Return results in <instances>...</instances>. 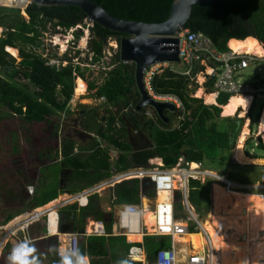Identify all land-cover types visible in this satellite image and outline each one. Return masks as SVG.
Masks as SVG:
<instances>
[{"label": "trees", "instance_id": "16d2710c", "mask_svg": "<svg viewBox=\"0 0 264 264\" xmlns=\"http://www.w3.org/2000/svg\"><path fill=\"white\" fill-rule=\"evenodd\" d=\"M94 1L118 18L144 22L165 21L173 2V0ZM20 11L18 7L0 6V25L7 29L4 36L0 37V120L5 115H15L30 125L34 122L50 121L53 115L69 111L76 77L85 78V73L93 70L91 66L82 64L107 66L105 64L108 62L105 60L109 39L115 37L120 43L126 35L94 23L90 27L86 58L76 63L74 58L65 53L60 60L55 52L50 54L44 46L42 37L48 30V20L57 18L54 27L60 25L64 28L62 30L67 31L85 23L86 13L76 6H42L35 3L29 4L26 8L29 19L24 18ZM185 29L204 33L222 52L230 50L228 43L231 39L244 40L254 37L264 47V0H217L194 6ZM56 32L58 30L54 28L52 33ZM81 34L76 35L80 38ZM7 46H20L23 59L16 63V58L6 51ZM47 51L49 53L45 56L44 52ZM78 54L79 50L76 56ZM49 57L59 59L60 63H49ZM63 59L67 62L66 65H63ZM111 60L112 69L106 70L102 67L100 71V76H104L100 83L96 80L89 82V88L95 89L93 95L104 98L103 108L108 114L107 118L103 119L96 110L87 112L91 115L89 120L95 119L89 125L95 135L93 142L78 145L76 141L66 139L60 143V147L45 145L46 149L39 150L38 160L48 159L40 166L39 184H34L33 194H29L26 189L17 196L11 191L7 195L4 194L6 197L13 196L27 206L22 210L9 211L0 225H5L26 210L48 204L62 193L75 194L108 178L114 171H124L133 166H148L150 159L155 157L161 158L166 168L174 167L179 158L183 157L186 161L200 162L205 167L225 173L233 180L264 183V165H241L232 159L244 118L221 115L222 106L229 102L231 95L220 93L216 103L212 104L205 103L203 97L193 96L200 87L197 82L199 69L196 68L187 74V66L181 62L185 69H175L174 64L161 65L152 75L150 86L155 94L175 96L181 101L183 111L178 112L183 114V119L180 118L175 127H172V120L165 123L156 113V118L153 119L147 114V109L142 111L135 109L136 103L140 100L135 81V65L121 61L119 50L113 53ZM200 69L205 70V67L201 65ZM215 81L216 76L213 75L204 83L207 94L215 92ZM254 107L251 106L249 116H252ZM126 119L148 134L150 141L144 142L137 150L129 139ZM57 131L58 128L56 133ZM12 136L13 152L18 153L20 149L18 134L14 133ZM31 137L28 135V140ZM249 140L252 142L251 136ZM103 141L108 146L104 147ZM45 142L46 139L43 146ZM111 147L117 150L115 159L110 153ZM255 147L256 150L264 152V142L261 139ZM253 156L264 155L255 153ZM60 157L62 159H59ZM63 163L65 169L71 171L64 175L66 176L64 180L61 174L64 169ZM48 175L53 179L52 184L47 183L50 179ZM211 184L210 180L202 182L200 179H189L188 199L199 218L203 211H208L211 206ZM142 194L154 197L156 193L152 184L141 183L138 179L128 180L110 189V200L112 205H138ZM212 197L213 209L210 219L226 220L224 212L229 210L233 213L234 209L233 206L227 205L226 188L214 183ZM101 198L100 194L95 193L89 197L86 206H79L75 202L61 206L58 210L60 232L83 233L79 236V250L78 255L74 257L75 262L78 263L80 256H89L91 264H142L141 261L128 257L132 244L127 241L126 236L112 234L114 212L102 208ZM175 204L177 216L186 218L180 191H177ZM89 217L103 220L107 235L84 234ZM229 222L234 226L238 224L233 220ZM37 223L39 233L47 234L46 218ZM245 227L253 235H260L264 232V220ZM52 231H55L54 222ZM190 231L197 232L193 222ZM19 236L24 240L22 233ZM164 239L166 237L149 235L144 238L142 244L137 243L144 246L149 264L154 263L158 249L170 246L169 240L166 243ZM44 240L57 252L59 244L57 235L48 236ZM7 247L12 249V243L9 242ZM142 254L138 259L143 258Z\"/></svg>", "mask_w": 264, "mask_h": 264}, {"label": "built area", "instance_id": "2783aa9c", "mask_svg": "<svg viewBox=\"0 0 264 264\" xmlns=\"http://www.w3.org/2000/svg\"><path fill=\"white\" fill-rule=\"evenodd\" d=\"M180 37V56L181 62L187 66L186 73L190 74L194 69H199L198 74H204V83L209 76H216L215 96L220 93L230 94L233 96H247L251 98V105L256 102L258 97L264 99V77L255 79L254 81H244L243 75L245 69L251 66L253 62L262 58L256 53H241L234 51L230 46L229 51H219L211 42L210 38L202 32H192L189 29H183L178 33ZM203 65L206 69L201 70ZM160 65L152 66L146 73V84L150 86L152 75ZM203 83V84H204ZM102 100L104 98H101ZM170 100V99H168ZM173 103L178 109H181V101L177 97H173ZM243 108L242 105L238 107ZM250 108V107H249ZM248 108V109H249ZM238 111V110H237ZM248 111V110H247ZM150 114V113H149ZM258 134L261 135L260 124ZM264 141V140H263ZM154 158L150 159L148 166L129 167L124 171H114L108 178L103 179L83 190L68 194V198L59 199L50 206L43 205L33 209L26 210L21 215L16 216L7 224L0 226L3 232L0 236V246L2 243L8 242L12 237L23 234L24 239L32 241L30 236V228L38 221L46 218L48 234H55L59 238L69 234L66 247L58 251L59 256H77L79 250V236L83 233L72 232L64 233L58 229L59 213L61 206L70 203H78L79 206H86L89 197L92 194L101 192L107 188H112L116 184L123 181L138 179L141 183L149 182L155 190V193L165 192L167 194L163 201H156L151 212L153 213L154 223L151 227L146 223L144 213L147 208L136 204L118 205L114 211L113 234L125 235L127 238L130 234H141V238L149 235L166 237L170 240V247H162L157 250L153 264H215V250L206 230L201 226V221L193 212V206L188 199V182L189 179H200L202 182L212 181V184L220 183L229 190H238L243 193L254 191L264 198V183L235 182L228 176L218 174L217 172L205 168L200 162L186 161L185 158H179L178 163L171 168L163 166L162 159L160 163H155ZM155 161V162H154ZM196 163V167L192 164ZM175 182L178 184L175 186ZM29 194L34 193V185L27 186ZM177 191L181 192L182 203L189 214V219L177 216V207L175 204ZM143 196V195H142ZM49 204V203H48ZM112 204V203H111ZM116 204H114L115 206ZM47 206V207H46ZM149 209V208H148ZM193 221L196 229L205 236L207 250L203 252L187 253L186 256L179 255V250L175 246V242L187 232H190V222ZM56 222L57 232H51V226ZM84 234L87 235H107L105 222L103 220L94 219L85 227ZM129 239H127L128 241ZM60 241V240H59ZM132 245L129 249L128 257L133 260L134 257L145 252L144 246H139V241H128ZM190 244V243H189ZM191 246V245H190ZM181 249V248H180ZM181 254V253H180Z\"/></svg>", "mask_w": 264, "mask_h": 264}, {"label": "rangeland", "instance_id": "374dc122", "mask_svg": "<svg viewBox=\"0 0 264 264\" xmlns=\"http://www.w3.org/2000/svg\"><path fill=\"white\" fill-rule=\"evenodd\" d=\"M19 5L20 6L18 8L21 9V11H20L21 15L24 18L29 19V15L26 12L27 6L25 7V3L19 1ZM0 6L14 7L13 4H11V2H10V5H0ZM92 25L93 24L87 23V25L83 26L84 28L82 30L80 29L82 32V34H81L82 36L80 38H76V40H75L76 44H74V45H72L71 42L67 41L69 39H72V37H73L72 34L74 32H71V30H68L67 32H65L64 30H61L60 32L53 33V34H52V31L47 30V32L44 34V38H45L44 46L47 47L50 54L55 52V54H57V56L60 57V60L65 55V53H68L69 56H71V58H74V62L79 63L82 59H85L87 54H88L87 53L88 48H89L88 41H89V36H90V27L89 26H92ZM75 29H76V27L74 28V30ZM4 30H5V28L2 27V34L4 33ZM47 39H53V42L50 43V40H47ZM118 49H119L118 40L115 37L110 38L108 41L107 48H106L107 57H106L105 61L108 63L105 65H107V66H104L103 64H100V65L99 64L98 65L82 64V65H86V66H91L93 70L92 71L89 70L88 72H86L85 78H82L81 76L76 77L75 84H77V80L79 78H82L86 83V86H87L86 89L87 90L85 91L84 94L77 96L75 93V90H76V88H75L73 98L71 99V101L69 103V108H70L69 111L59 112V113L53 115L50 118L51 119L50 121L34 122V123H31L30 125L25 124L20 117L15 116V115H7V116L5 115L4 118L2 120H0V193H1L0 194V222L5 218V216L7 215V213L9 211L22 210V208L23 209L25 208L24 206H27L24 202H21L15 198H13V196L6 197V196H4V194L7 195L8 192L11 191L13 195L17 196L20 193H22L23 189H26L28 191V189H27L28 185L39 184V182L41 180V179L39 180V176L41 173L40 172V166L42 164H45L48 160V159L43 160V161L38 160L37 152L39 150L46 149L47 145H51L53 148L60 147V143L64 141L65 137H67L68 139L76 141V143L78 145L79 144L86 145L88 143L93 142L95 135L92 133L91 126H89V125H90L91 121H93L95 119L89 120L91 115H90V113H87V112H91L92 110H96L99 113V115L103 117V119H106L108 114L105 112L106 109L103 108V105H104L103 100L101 98H97L93 95L95 89L91 90L89 88V82L96 80L97 83H100V81L104 78V76H102V77L100 76L101 75L100 71H101L102 67H103V69H106V70L112 69L113 64H112L111 58H112L113 53L115 51H117ZM78 50H79V54L76 56ZM6 51H8L7 48H6ZM8 53H10L13 57L16 58V63L20 62L21 56L19 55L18 52L16 55L12 54L9 51H8ZM48 53L44 52V54H46V55H48ZM90 55H92V54L90 53ZM257 55H259V54H257ZM259 56L262 58L258 59L256 62H253L250 67L245 69L244 75L242 77L244 81H254L255 79L258 78V75L260 77H262V76L264 77V56H261V55H259ZM54 60H55L54 62L60 63V61H58L59 59H54ZM62 63H63V65L67 64V62L64 59H63ZM110 64H111V66H110ZM156 65H160L159 67H161V65L167 66L168 64H156ZM156 65H154V66H156ZM174 65H175V69H179V70L185 69V65L183 63H178V64H174ZM201 73L202 72H200V74L197 75V82L200 85V87L198 89L201 88L203 90L204 102L207 104H211V103L206 102V95H208V94H212V95L214 94L215 95V93L212 92V93L207 94L205 92L206 88H205V85L203 84L204 83V78H203L204 74H201ZM147 87H148L151 95L154 98H156L157 100L165 101L167 99H170V101H173L172 99H173V97H175V96H170V95L169 96H159L153 92V90L151 89V86H149L147 84ZM197 90L195 91L193 96H196ZM253 105L255 107H254L253 112L251 114L252 116H249V114H248L249 112L247 113L246 110H244V109H240L234 115H230L231 117L244 118L242 131H244L245 127H247L249 130L248 124H249V122L251 123L250 132H248V134H246V138L243 142V151H244L245 155L250 157L252 160L248 163H242V162L237 161L235 156H234V153L236 151L235 148L237 146H235V148H234L235 150H233V155H232L233 161L236 160L237 164H241V165H244V164L264 165V161H261V158H264V156H261V157H256V156L254 157L253 156V154H255V153H259L260 155H264V152L256 150V147H255V145L258 143L259 139H261V137L259 138L257 134H258V130H259V124L261 122V118H262V115L264 113V99H262L261 97H258L256 102L253 103ZM145 109H147V114L149 115V117H151L153 119L156 118L155 111L152 107H146ZM243 110H244V112H243ZM178 111H183V109L177 110V112H175V114L167 112L168 113L167 115H169L171 117V120H172L171 126L172 127H175V125L178 123L180 118L183 119V116H182L183 114H181ZM222 112H223V109H222ZM221 115L225 116V115H223V113H221ZM258 115H259V120H257ZM225 117H227V116H225ZM56 128H58V131H57L58 133H56ZM29 131H30V133H29ZM242 131H241V134L239 135V138L237 140L236 145L239 144L240 136L242 135ZM14 133L18 134V140H19V144H20V149H19L18 153L13 152V142H12L13 136L12 135H14ZM28 135L32 136L30 140H28V138H27ZM142 135H144L143 137H144L145 143L150 141L148 138V134L143 130H142ZM250 136L252 137V142L250 140L248 141ZM45 139H46V142L43 146ZM48 140H50V142ZM131 140L133 142V138ZM102 143H103L104 147L108 146L106 144V142L103 141ZM133 145H134V147L138 146V143L133 142ZM247 150H249V152H247ZM110 153L113 156V158L115 159L117 156V150L115 148L111 147ZM155 158H157V157H155ZM59 159H62V157H60ZM151 159H154V158H151ZM155 161H154L155 163H159L158 161H161V159H155ZM192 165H194V164H192ZM62 166L64 168L63 170H65L66 167L64 166V163ZM133 167H135V166H133ZM53 168L55 169V167H53ZM205 168H208V167H205ZM208 169L213 170V171L217 172L218 174H223L224 176H227V174L222 173L218 170L211 169V168H208ZM21 170H22V172H21ZM69 172L71 173V171H69ZM49 177H50V179L48 180L47 183L52 184L53 179L51 178V176H49ZM64 179H66V176H62V180H64ZM215 182L216 181H214V183ZM235 182L238 183L241 181L235 180ZM249 183H252V182H249ZM254 183H259V182H253V184ZM110 189L111 188H107V189L103 190L100 194L102 197L101 198L102 208L106 211H110V209L114 211V209L118 206V204H116L115 206L111 204ZM226 191H227V198H228V204L227 205L229 207L233 206L235 208V202H237V200L239 199V197L237 199H236V197L239 196L242 192L238 191V190H229L227 188H226ZM253 192L250 191L249 193L258 194L256 192L255 193H253ZM212 193H213V184H211V190H210L211 206L208 209V211H203V214L201 215V218H200V220L202 221V224L207 219H210L211 214H212V209H213ZM246 193H248V192H246ZM142 195L143 196L141 198L140 204H142L143 207L149 208L151 210L154 206V203L156 201H158L157 200L158 194H156L154 197H149L145 194H142ZM58 198H60V196ZM55 202H57V201L53 200L49 204H47V206H50ZM140 204H138V206H140ZM229 207H228V209H229ZM193 212H195L194 209H193ZM185 213L189 217V214H187L186 210H185ZM224 215H225V218L227 221L233 220V221L239 223L238 221L233 219L232 214H230L229 210H226L224 212ZM188 217L186 218V220L189 219ZM197 217H199V216L197 215ZM92 220H94V218L89 217L87 224H89V222H91ZM239 224L244 225V226L253 225V224H242V223H239ZM0 226H2V225H0ZM38 231H39V227L36 226L34 228V230L32 228V230L29 232V234H30V236L33 237V236H35L36 233H38ZM197 231H198V229H197ZM199 232H201V230ZM2 234H3V232H2ZM49 235L52 236L55 234H49ZM0 236H2V235L0 234ZM142 240H144V238H140V240H137V241L141 242ZM164 241H166V243H167L168 239L166 238V239H164ZM9 242L12 243V245H13L12 249L7 247V244ZM19 246H20V249L17 248ZM22 247H23V249H22ZM192 248L193 247L190 246V247H187V249L184 248V251L182 249V251H183L182 254L183 253H185V254L195 253V251H192L193 250ZM31 249H33V247H31L30 245L28 246L27 242L25 240H22L21 236L12 237L8 242L2 243V245L0 246V264H20L19 262L23 263V261H25L24 263H29L32 260L31 258H32L33 251H34V249H33V251H31ZM204 249L206 251L207 246L204 247ZM20 250L23 251V254ZM24 250L28 251L27 252V262L25 260V251ZM19 251H20V253H19ZM236 251H238V252L235 254H231V253H227V252L223 253V254L217 253V256H216L217 260L215 259V264H222L223 261H225L224 262L225 264H232V263H234V264H253V263H259L258 259H260V258H262L264 260V255L255 256V255L250 254L249 252H245L244 250H236ZM142 255H143L142 259H138V257H141V254H140V255L134 257L133 260L141 261L142 264H149V262H148L149 260H148L146 252H143ZM13 256H14V262L12 259ZM256 258H258V259H256Z\"/></svg>", "mask_w": 264, "mask_h": 264}, {"label": "water", "instance_id": "95a60500", "mask_svg": "<svg viewBox=\"0 0 264 264\" xmlns=\"http://www.w3.org/2000/svg\"><path fill=\"white\" fill-rule=\"evenodd\" d=\"M19 1L13 0V6L19 7ZM215 1L217 0H173L165 21L144 22L118 18L94 0H23L25 7L32 3L42 6L79 7L86 13L88 24L98 23L105 29L126 35L120 40L118 50L121 61L135 65V81L140 93L135 109L142 111L146 107H152L165 123L171 121L166 112L175 113L178 108L170 100L160 101L151 95L146 84V73L156 64L181 63V39L178 33L185 29L194 6ZM126 124L133 144L132 136L139 138L142 132L127 119ZM135 149L139 147L136 146ZM234 162L237 163L236 160Z\"/></svg>", "mask_w": 264, "mask_h": 264}, {"label": "bare ground", "instance_id": "6f19581e", "mask_svg": "<svg viewBox=\"0 0 264 264\" xmlns=\"http://www.w3.org/2000/svg\"><path fill=\"white\" fill-rule=\"evenodd\" d=\"M20 1L23 2V0ZM10 2L11 4H14L13 0H0V5H10ZM1 32H2V27H0V33ZM228 44L234 51H239L241 53L244 52L256 53L261 56H264L263 44H261L258 41V39L254 37H248L244 40L231 39ZM7 49L9 52L15 55L18 52L16 47L8 46ZM86 88L87 86L85 81L82 78H79L76 84V90H75L76 95L79 96L84 94L85 91L87 90ZM203 95H204L203 90L201 88L198 89L196 96L203 97ZM250 99L251 98L247 96H234L233 98L231 97V100L226 105L223 106V112H222L223 115L225 116L234 115L237 112V109L240 105H242L243 109L246 110L249 107ZM213 101H214V95L212 94L206 95V102L214 103ZM260 131L261 134L263 135V140H264V113L262 115L260 122ZM248 132H249L248 128L245 127L244 131H242V135L240 136L239 144L236 145L237 147L235 148L236 151L234 153L236 160L242 163H248L252 160L250 157L246 156L243 151V142ZM261 161H264V158H261ZM158 162L160 163L161 161ZM192 167H196V163L192 165ZM174 185L176 186V182ZM166 196L167 194L165 192L162 191L159 192L157 196L158 202L163 201L166 198ZM194 214L196 215L195 212ZM143 216L146 220V223L151 227V225L154 223V217L151 210L147 208ZM232 217L233 219H235L236 221L242 224L261 223L264 220V198L258 194L243 193L239 197L237 202H235V208L233 210ZM192 222L193 221L190 222V227L192 225ZM239 223L237 224V226L236 225L234 226L232 225V223H230L227 220L214 219V218L207 219L206 221L203 222V224L201 222V226L203 227L204 230L207 231L209 235V239L212 242V247L216 252L215 259L217 253L223 254L227 252V253L235 254L238 252L236 250H244L255 256L264 255V232L261 233L260 235H253L252 233L248 232V230L244 225H240ZM54 225H55L54 232L52 231V226H51L52 233L57 232L56 222L54 223ZM190 232H187L185 235L181 237V242L190 243V245L192 247H195V249H202L206 247L205 245L207 243V240L203 235V233L199 231L194 233H190ZM141 237H142L141 234H130L128 239L130 241H137L140 240Z\"/></svg>", "mask_w": 264, "mask_h": 264}, {"label": "crops", "instance_id": "0c3cea01", "mask_svg": "<svg viewBox=\"0 0 264 264\" xmlns=\"http://www.w3.org/2000/svg\"><path fill=\"white\" fill-rule=\"evenodd\" d=\"M75 88H76V85H75ZM214 95V94H213ZM215 96V95H214ZM234 97V96H233ZM232 97V98H233ZM231 100V98L229 99V101ZM214 103H216V96L214 97V101H213ZM212 104V103H211ZM224 106V105H223ZM223 106H222V109H223ZM251 99H250V102H249V107L251 108ZM240 107V106H239ZM248 107V108H249ZM246 109V112L248 113L249 112V110H250V108L249 109ZM240 109H243V108H240ZM238 111H239V109H237ZM248 110V111H247ZM249 132H250V128H251V123L249 122ZM139 129V128H138ZM141 132H142V130L141 129H139ZM250 134V133H249ZM258 135V137L260 138V135L259 134H257ZM136 137V136H135ZM143 136H142V133H141V135H140V137L138 138V137H136V139L137 140H139V143H138V147L139 148H141L143 145H144V143H143ZM136 147V146H135ZM137 150V149H136ZM243 193V192H242ZM254 193V192H253ZM63 194V195H62ZM62 194H60L59 196H60V198H56L54 201H59V199H63V198H67L68 197V194L69 193H62ZM58 196V197H59ZM25 212V211H24ZM23 212V213H24ZM22 214V213H21ZM21 214H19V215H21ZM230 214H232V213H230ZM181 218H184L183 216H181ZM201 221V220H200ZM202 222V221H201ZM88 224H86V226H87ZM39 227L38 226V223H36V224H34V225H32L31 226V229L33 228V230H34V228L35 227ZM199 231V230H198ZM47 232H49V231H47ZM113 232V231H112ZM2 232H0V234H1ZM70 233H72V232H70ZM190 233H192V232H190ZM50 234V233H49ZM113 234V233H112ZM2 235V234H1ZM113 235H118V234H113ZM48 236H51V235H46V234H41V233H39V231H38V233H36L35 234V236H31L32 237V239H34L33 240V242H31V241H28V240H26V239H24L26 242H27V245L29 246H31V247H33V249H34V251H33V249H31V251H33V255H32V260L29 262V263H24L25 261H23V263L22 262H19L20 264H91V258L89 257V256H80V257H78V263L77 262H75V256H59L58 255V251L61 249V250H63V249H65V247H66V241H67V238H68V236H69V234H67V235H63L61 238H59V244H58V247H57V252H55L54 250H52V246L50 245V243L48 242V241H46V240H44V238H46V237H48ZM169 240V239H168ZM169 242H170V240H169ZM185 242V241H184ZM29 243V244H28ZM180 245V246H179ZM182 245V246H181ZM18 246V245H17ZM170 246H171V243H170ZM170 246H167V247H170ZM175 246H176V248L179 250V255H181V257L183 256H186V254L184 253V254H182V249H183V251H184V248H187V247H190V244L189 243H183V242H181V237H179L177 240H176V242H175ZM62 247H64V248H62ZM17 248H19L20 249V246L19 247H17ZM181 248V249H180ZM22 249H23V247H22ZM145 249V248H144ZM193 250L192 251H195V252H203L204 251V248H202V249H195V247H193L192 248ZM21 251V250H20ZM20 251H19V253H20ZM25 251V260H26V262H27V250H24ZM22 252V254H23V251H21ZM146 252V251H145ZM181 253V254H180ZM147 254V253H146ZM87 258V259H86ZM254 258V257H253ZM85 259H86V261H85ZM88 261V262H87ZM225 261H223V263L222 264H225L224 263ZM227 263V262H226ZM253 264H264V260H262V261H259V263H253Z\"/></svg>", "mask_w": 264, "mask_h": 264}, {"label": "flooded vegetation", "instance_id": "af4514ba", "mask_svg": "<svg viewBox=\"0 0 264 264\" xmlns=\"http://www.w3.org/2000/svg\"><path fill=\"white\" fill-rule=\"evenodd\" d=\"M58 21V19L57 18H54V19H52V20H48V22H47V25H48V31L50 30V31H53V29L55 28V29H57L58 30V32H60L62 29H64L62 26H60V25H57V26H55L54 27V22H57ZM85 25H87V22L85 21V23H81V24H78L77 26H75L76 27V29L74 30V28L75 27H73V28H71V29H68V30H71V32H74L73 34H72V39H69V40H67V41H69V42H71V44L72 45H74V44H76L75 43V40H76V38H78L77 37V33H82L81 32V30L84 28L83 26H85ZM1 27H4V26H2V25H0ZM89 27H91V26H89ZM5 28V27H4ZM52 29V30H51ZM81 29V30H80ZM89 29V28H88ZM87 29V30H88ZM67 30V31H68ZM5 31H7V29L5 28V30H4V33L2 34V32H1V34H0V37H2V36H4V34H5ZM67 31H65V32H67ZM89 31V30H88ZM47 32V31H46ZM46 32H44V34L46 33ZM57 33V32H56ZM53 34V33H52ZM51 34V35H52ZM82 36V35H81ZM80 36V37H81ZM42 39L43 40H45V38H44V36L42 37ZM117 39V38H116ZM47 40H50V43L51 42H53V39H47ZM8 47V46H7ZM6 47V48H7ZM16 48H17V50H18V53H19V55L21 56V48H20V46H15ZM28 49H30V48H28ZM8 50V49H7ZM68 50V49H67ZM46 53H48V52H46ZM45 56H47L46 54H44ZM23 58H22V56H21V60H22ZM49 63H55L54 61V59H56V58H50L49 57ZM20 60V61H21ZM76 85V84H75ZM172 114H174V113H172ZM145 135V134H144ZM144 135H142V136H144ZM132 138H133V142H136V143H139V140H137L136 138H135V136H132ZM131 138V139H132ZM66 139H68L67 137H65L64 138V140H66ZM130 139V138H129ZM143 139V143H144V137L142 138ZM66 170V171H65ZM65 170H63L62 169V171H61V174H62V176H64L65 174H69V170H67V169H65ZM48 231V230H47ZM47 234H48V232H47ZM46 234V235H47ZM49 235V234H48ZM34 240V239H33ZM33 240L31 241V242H33Z\"/></svg>", "mask_w": 264, "mask_h": 264}, {"label": "clouds", "instance_id": "9594fccd", "mask_svg": "<svg viewBox=\"0 0 264 264\" xmlns=\"http://www.w3.org/2000/svg\"><path fill=\"white\" fill-rule=\"evenodd\" d=\"M49 203H50V202H49ZM12 259H13V262H14V256H13V258H12Z\"/></svg>", "mask_w": 264, "mask_h": 264}]
</instances>
